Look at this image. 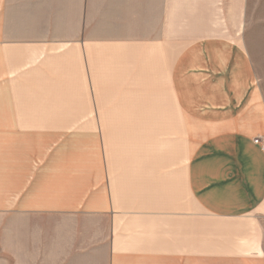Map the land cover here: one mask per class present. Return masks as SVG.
I'll return each instance as SVG.
<instances>
[{
	"label": "crops",
	"instance_id": "1",
	"mask_svg": "<svg viewBox=\"0 0 264 264\" xmlns=\"http://www.w3.org/2000/svg\"><path fill=\"white\" fill-rule=\"evenodd\" d=\"M0 0V264H264L249 0Z\"/></svg>",
	"mask_w": 264,
	"mask_h": 264
},
{
	"label": "rangeland",
	"instance_id": "2",
	"mask_svg": "<svg viewBox=\"0 0 264 264\" xmlns=\"http://www.w3.org/2000/svg\"><path fill=\"white\" fill-rule=\"evenodd\" d=\"M219 2V8L224 9L225 0ZM248 4L246 44L264 90V0H249Z\"/></svg>",
	"mask_w": 264,
	"mask_h": 264
},
{
	"label": "built area",
	"instance_id": "3",
	"mask_svg": "<svg viewBox=\"0 0 264 264\" xmlns=\"http://www.w3.org/2000/svg\"><path fill=\"white\" fill-rule=\"evenodd\" d=\"M255 143L260 144L264 148V136L255 137Z\"/></svg>",
	"mask_w": 264,
	"mask_h": 264
}]
</instances>
